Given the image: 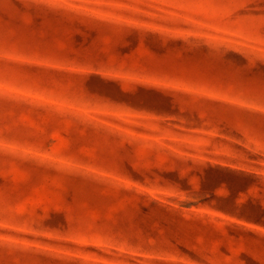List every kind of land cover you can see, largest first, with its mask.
<instances>
[{
  "label": "rangeland",
  "instance_id": "rangeland-1",
  "mask_svg": "<svg viewBox=\"0 0 264 264\" xmlns=\"http://www.w3.org/2000/svg\"><path fill=\"white\" fill-rule=\"evenodd\" d=\"M0 91V264H264V0H0Z\"/></svg>",
  "mask_w": 264,
  "mask_h": 264
},
{
  "label": "trees",
  "instance_id": "trees-1",
  "mask_svg": "<svg viewBox=\"0 0 264 264\" xmlns=\"http://www.w3.org/2000/svg\"><path fill=\"white\" fill-rule=\"evenodd\" d=\"M1 93H6V91H0ZM16 97H20V95H16Z\"/></svg>",
  "mask_w": 264,
  "mask_h": 264
}]
</instances>
